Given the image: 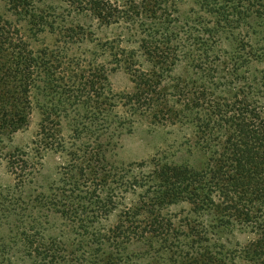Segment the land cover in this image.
Returning a JSON list of instances; mask_svg holds the SVG:
<instances>
[{
	"label": "trees",
	"instance_id": "16d2710c",
	"mask_svg": "<svg viewBox=\"0 0 264 264\" xmlns=\"http://www.w3.org/2000/svg\"><path fill=\"white\" fill-rule=\"evenodd\" d=\"M3 1L0 138L26 128L38 111L35 147L84 160L98 175L113 168L107 131L123 120L107 116L116 103L157 121H188L197 145L210 153L201 166L165 165L157 204L187 203L247 240L226 248L200 232L181 238L165 221L153 232H165V264H264V0H192L194 17L186 21L167 0H63L62 14L50 0ZM123 25L127 40L98 41L90 30ZM94 43L101 58L84 49ZM117 70L135 85L120 98L110 89ZM97 132L105 141H86ZM4 156L20 183L24 164L11 151ZM128 226L136 238L141 231ZM112 241L120 260L137 264L122 256L124 242Z\"/></svg>",
	"mask_w": 264,
	"mask_h": 264
},
{
	"label": "rangeland",
	"instance_id": "374dc122",
	"mask_svg": "<svg viewBox=\"0 0 264 264\" xmlns=\"http://www.w3.org/2000/svg\"><path fill=\"white\" fill-rule=\"evenodd\" d=\"M50 1L57 7V14L66 8L63 0ZM167 1L182 21L194 17L192 0ZM5 5L0 0V14L5 13ZM142 22L143 19L139 21ZM150 24L148 20L147 25ZM159 24L157 21L155 26ZM191 25L190 21L188 28ZM126 28V25L106 29L93 26L90 30L98 41L127 40ZM132 34H135L133 41L140 36L134 29ZM96 43L84 49L89 54L96 53ZM96 54L99 56L100 52ZM140 61L148 70L145 60ZM178 72L184 74V69ZM110 89L113 96L120 98L133 93L135 85L129 74L117 70L110 74ZM262 101L264 113V97ZM115 106L107 119L123 122L107 131L115 143L110 159L113 168L107 174L95 175L85 167L84 160L73 161L58 150L37 149L41 119L38 111L26 128L0 138V264H129L115 253L114 236L124 242L122 256H128L129 262L165 264V249L161 248L165 245V232L153 233L165 227V221L173 225L181 238L190 230L203 233L209 241L226 248L245 244L247 234L238 230L223 232L208 215L203 216L187 203L171 207L157 204L159 195L165 192L159 177L165 165L201 166L210 153L197 145L192 124L157 121L132 114L119 103ZM65 128L68 130L67 124ZM65 133L68 135V131ZM99 135L104 134H90L86 141ZM103 141L104 136L98 142ZM9 151L24 164L20 162V168L23 166L20 183L4 156ZM128 225L141 231L136 238L133 239Z\"/></svg>",
	"mask_w": 264,
	"mask_h": 264
}]
</instances>
